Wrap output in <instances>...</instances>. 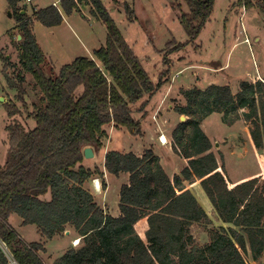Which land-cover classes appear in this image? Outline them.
<instances>
[{
  "label": "trees",
  "instance_id": "trees-1",
  "mask_svg": "<svg viewBox=\"0 0 264 264\" xmlns=\"http://www.w3.org/2000/svg\"><path fill=\"white\" fill-rule=\"evenodd\" d=\"M182 1L188 11H181L178 19L188 40H170L167 53L185 49L198 39L215 4V0ZM7 2L17 23L18 34L11 36L21 69L12 77L5 67V79L9 87L19 88L23 100L25 74L30 73L41 93L39 104L29 113L36 123L32 129L16 118L21 115L16 104L7 109L13 118L6 127V160L0 163V241L16 264H46L40 254L46 247L42 242H26L11 226L12 214L20 216L23 225H36L48 240L68 227L78 234L82 245L69 248L53 264H247L244 254L250 252L254 260L264 255V183L260 175L231 183L210 152L212 141L201 127L213 113L222 114L226 125L243 119L252 124L254 148L263 149L264 78L241 82L236 93L229 85L181 89L186 105L175 110L188 120L173 131L172 146L188 165L173 181L151 149L142 156L109 150L104 164L107 172L130 174V183L120 191L121 215L114 217L84 188L99 170L84 166V148L93 146L99 153L105 127L111 124L140 136L149 101L165 84L163 74L155 79L144 67L102 0H60L61 7L35 8L31 16L22 13L27 8L19 5L20 0ZM82 5H89L91 15L105 25L106 41L94 50V58L79 56L63 65L56 76H48L35 22L58 26L63 14L73 12L86 19ZM124 6L133 21L132 8ZM235 7L257 8L264 14V0H235ZM138 103L141 117L134 114ZM261 161L264 165V157ZM194 176L221 221L229 225L210 229V240L204 245L187 235L192 222L207 218L182 183V178ZM48 194L50 199H43ZM0 264H11L1 247Z\"/></svg>",
  "mask_w": 264,
  "mask_h": 264
},
{
  "label": "rangeland",
  "instance_id": "rangeland-1",
  "mask_svg": "<svg viewBox=\"0 0 264 264\" xmlns=\"http://www.w3.org/2000/svg\"><path fill=\"white\" fill-rule=\"evenodd\" d=\"M51 1L34 0L33 3L28 4L29 14L32 15V11L30 10L35 5L43 8L48 6L47 4ZM234 1L215 0L210 19L202 29L198 39L194 43L189 44L185 49L174 53H167L169 49L167 43L170 40L175 39L179 43L188 40V36L178 19L181 11H188L186 3L182 0H102L144 67L155 79H158L163 74L162 78L165 80V84L159 91H172L163 107V103L159 104L155 98L149 101V114L145 118V121H154L157 129H159L157 124V120H159L160 127L165 130H170L173 127L168 121L170 115H175L176 127L179 123L187 121L188 117L185 116V119H182L175 110L181 105L180 92L183 88L192 89L200 87L205 89L212 84L230 85L232 91L236 92L239 90L241 82L252 81L254 80L253 78L257 80L262 79L260 74L264 75V14L257 8L248 10L239 7L233 8ZM125 3L133 10V21H130L126 16ZM180 3L181 9H178L177 6ZM58 7H61L60 4H58ZM81 7L84 14L90 15L89 5H82ZM9 12H11V16ZM15 22L16 20L13 12L9 9L7 0H0L1 164H4L6 160L8 149V131L6 127L13 118L7 110L8 106L16 104L21 110V115H17L16 118L27 128L32 129L36 123L33 118H30L29 113L33 110L35 103L39 104L41 98L40 90L30 73L25 74L23 100L19 98V88L13 89L9 87L5 79V67H7L8 74L12 77H15V73H18L21 69L17 44L12 40L11 36L18 34V30L14 29ZM104 31L106 32L105 28ZM34 32L40 40L41 46H48L43 36L49 39V37H53L51 35L53 31L47 30L46 27L39 23ZM246 38L249 39V43L244 40ZM67 40V45H73L71 39L67 38ZM59 48L62 49L61 47ZM47 52L50 51L47 50ZM87 54L81 48L76 49L70 55H68V52L65 53L64 50H61L60 55L62 59H59L56 64L53 60L47 58L44 64V71L48 76H56L63 65L71 63L79 56H87ZM165 54L168 58L167 62H164ZM257 73L260 74L258 75ZM155 101L157 102V106L155 105L154 107ZM140 105L141 103H138L134 107V114L137 117L142 116V112L138 111ZM168 105L171 106L168 107ZM171 109L174 110L175 114L170 112ZM222 117V114L220 116L218 113H213L201 125L206 135L212 141L213 146L210 152L215 154L222 171H224L231 183H237L249 177L259 175L260 183H264V165L261 161V157H264V147L259 150L254 148L250 137L252 124L241 119L233 125L227 126L224 121L222 122ZM104 138L103 141L108 143L109 139ZM112 145L116 146L117 149L123 148V146L120 147L119 138L114 137ZM172 145L173 138L171 139ZM174 153L177 154L175 151ZM179 156L184 158L182 155ZM93 159H85L84 164L88 160ZM94 167L92 169H95ZM182 171L180 172L181 175ZM174 177L171 178L169 176L170 180H174ZM195 182L196 180L193 178L190 181L192 185ZM100 185L102 188L101 182ZM191 187L189 190L206 212L207 218L199 222H192L187 235L192 238V241L199 245H204L210 240V229L219 228L222 225L228 228L229 225L221 221L206 193L203 192L204 194H202V186L196 184ZM115 188L116 185L112 183V190L109 195V199H112V201L115 199ZM50 197V194H48L43 196V199L49 200ZM20 220V216L12 214L9 222L26 242H42L45 244V247H47L46 251H41L40 254L46 264H53L69 248L80 247L82 245V243L78 245L73 244V240L78 234L71 233L72 231L75 232L71 227H68L63 233L58 234L60 237L55 238L56 235L53 239L48 240L40 234L36 225H22L19 223ZM0 247L7 254L11 264H16L5 244L1 241ZM66 247L69 248L66 249ZM244 257L247 264H264V255L258 260H254L249 252L244 254Z\"/></svg>",
  "mask_w": 264,
  "mask_h": 264
},
{
  "label": "crops",
  "instance_id": "crops-1",
  "mask_svg": "<svg viewBox=\"0 0 264 264\" xmlns=\"http://www.w3.org/2000/svg\"><path fill=\"white\" fill-rule=\"evenodd\" d=\"M33 2L34 0H30L29 2L28 0H20L19 5L21 7H26L27 10L26 11L23 10V11H25L26 13H28V15H30L28 12V4L33 3ZM55 3L60 4V0H52L47 5L50 6ZM58 4L56 5L58 6ZM35 6L32 7V10L35 8H42V7H38V6L35 7ZM84 15L86 16V19H84L77 12H73L71 15L63 14L64 19L60 25L53 26V27H46L47 30L53 31L51 33L53 37H49V39H47L45 36H43V39L48 46H45V45L41 46L40 44L41 42L36 36L37 41L39 45L41 46V48L43 49L47 58H50L57 64L59 59H62L61 58L62 56L60 55L61 50H64L65 53L68 52V55H70V53L73 54L76 49H80V48L84 49L88 53L87 56L89 58H94V50L98 49L97 47L100 48L106 41L107 29L105 25L103 24L101 25L102 22L98 20L97 18H95L94 16H92L91 13L90 15L89 14H84ZM37 24L39 23L35 22L34 29L36 28ZM16 25L17 23L15 22L14 27ZM104 28L106 32L104 31ZM67 38L71 39V41L73 42V45L69 46L66 44L68 42ZM59 47H61L62 49H60ZM47 50L50 52H47ZM257 74L259 75L260 73H257ZM260 76L264 78V75L260 74ZM253 79L254 80L248 81V82L254 83L257 80L256 78H253ZM200 89H203V88H200ZM233 92L236 93L238 91L236 92L233 91ZM171 93L172 91H161V92L159 91L153 98H155V100H158L157 102L159 104L163 103L162 105L163 107ZM151 100L152 99H150V101ZM157 102L156 101L154 102L155 103L154 107L155 105L157 106ZM184 105H186V100L183 96H181L180 106H184ZM170 106L171 105H168V107ZM170 112L172 114H175L174 110L172 109L170 110ZM168 121L171 124V126H173L170 130L162 129V127H160L161 124L159 123V120H157L159 129H157V126L155 125L154 121H147V120L145 121L144 119L143 130L140 136H133L126 128L116 129L114 124H111L110 126L105 127L107 131L105 138L109 139V142L106 143L105 141H103V149L99 153H97L94 147L90 146L93 149L95 157L93 160H88L87 162H85L84 166L86 168L92 169V167L94 166H92L91 164H93L96 166L94 167L95 169H92V171H96V168L99 170L95 172L94 175L88 181L84 183V188H86L92 193L95 201L99 204V206H101V208L105 211V213H108L114 217H119L121 215V210L119 207L120 191L123 185L130 183L129 173L123 172V173H120L119 175H112L107 172L106 167L104 165L105 155L111 149L119 150L123 153L133 152L138 156H142L146 150L151 149L153 150V152H155L157 156L161 158V164L168 176H170L171 178H173L174 175L181 176L180 172L183 170L184 167L188 165V160L186 158H181V156L174 153L173 148L171 146V139H172L173 129L176 127V124H177L175 123L176 122L175 115H170L168 117ZM161 135H164L167 139V143L165 145L162 144L159 140V137ZM114 137L120 139V147L123 146V148L117 149L116 146L112 145V141ZM165 160H166V163H165ZM94 179H97L98 181L102 183L101 189H97L94 186V183H93ZM193 179L196 180V182L193 183V185H196V184L201 185L200 180L197 177L194 176ZM190 181L191 180L182 178V183L186 189L192 188L191 186L193 185L192 183H190ZM112 183L116 185L115 199L113 201L112 199H109L110 191L112 190ZM201 192L202 194L205 193L203 189ZM22 222L23 220L21 218L19 223L22 224ZM71 233L75 234L76 232L72 231ZM57 237H60V235H57L55 238ZM76 240L81 241L78 235L73 240L74 245H78V244H75ZM67 248L69 247H66V249Z\"/></svg>",
  "mask_w": 264,
  "mask_h": 264
},
{
  "label": "water",
  "instance_id": "water-1",
  "mask_svg": "<svg viewBox=\"0 0 264 264\" xmlns=\"http://www.w3.org/2000/svg\"><path fill=\"white\" fill-rule=\"evenodd\" d=\"M25 11H22V13H24ZM9 15L11 16V12H9ZM182 119H185V116H182ZM95 157V154L93 152V149L92 147L90 146H87L84 148V158L85 159H91V158H94ZM68 234V232H67Z\"/></svg>",
  "mask_w": 264,
  "mask_h": 264
},
{
  "label": "built area",
  "instance_id": "built-area-1",
  "mask_svg": "<svg viewBox=\"0 0 264 264\" xmlns=\"http://www.w3.org/2000/svg\"><path fill=\"white\" fill-rule=\"evenodd\" d=\"M30 0H28V2H29ZM56 5V4H55ZM57 6V5H56ZM245 41L246 42H250L249 41V39L248 38H246L245 39ZM159 140H160V142L162 143V144H166L167 143V139H166V137L164 136V135H161L160 137H159ZM97 179H94V181H93V183H94V186L97 188V189H101V185H99L98 183H97Z\"/></svg>",
  "mask_w": 264,
  "mask_h": 264
},
{
  "label": "bare ground",
  "instance_id": "bare-ground-1",
  "mask_svg": "<svg viewBox=\"0 0 264 264\" xmlns=\"http://www.w3.org/2000/svg\"><path fill=\"white\" fill-rule=\"evenodd\" d=\"M97 183L100 185V181H97ZM81 241L80 240H76L75 244H79Z\"/></svg>",
  "mask_w": 264,
  "mask_h": 264
}]
</instances>
